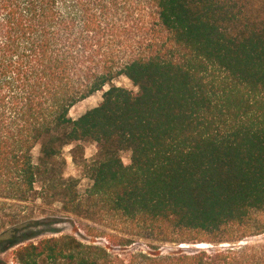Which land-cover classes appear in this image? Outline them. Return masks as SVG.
Segmentation results:
<instances>
[{"label":"trees","instance_id":"trees-1","mask_svg":"<svg viewBox=\"0 0 264 264\" xmlns=\"http://www.w3.org/2000/svg\"><path fill=\"white\" fill-rule=\"evenodd\" d=\"M36 200L113 246L209 248L121 259ZM0 264H264V0H0Z\"/></svg>","mask_w":264,"mask_h":264},{"label":"rangeland","instance_id":"rangeland-1","mask_svg":"<svg viewBox=\"0 0 264 264\" xmlns=\"http://www.w3.org/2000/svg\"><path fill=\"white\" fill-rule=\"evenodd\" d=\"M116 86L123 87L127 90H131L136 92L137 89L132 86V84L125 78H120L115 82ZM102 92H97L88 99L80 102L76 106H74L69 113V116L72 119H76L83 115L89 109H92L98 105L101 101ZM84 159L89 161L91 160L96 153V145L94 143H84ZM33 156L36 159L38 156V150L35 149L33 152ZM129 154L124 152L121 154V159L124 165L129 164ZM63 157L66 161L63 175L65 178L72 177L77 180V188L79 192H83L89 185L90 181L88 180L85 171L83 168L75 164L70 157V147H67L63 150ZM39 185H36L38 187ZM27 214L29 217H33L37 220H45L50 224L51 228L55 230V236L60 235H72L77 240H79L83 244H93L96 246L103 247L107 249L108 253L113 256H118L121 259H128L132 254L142 252L144 254H154L156 251L162 254L176 252L177 250L183 252H190L197 250L195 245L191 243H184L179 245H170V244H157L152 243L151 241L145 239L134 238L132 241L134 242L130 246H113L108 242L107 234L117 235L111 231L104 229L103 227H98L95 225H91L90 223H81L75 217L65 214L61 211L60 205L55 203L54 205H44L40 200H36L35 202L29 203L26 207ZM94 228L95 230H103L105 232L104 237H95L94 234L88 233L87 230L90 228ZM47 236H51L50 234ZM151 244L156 246L157 250L155 251L151 247ZM180 245L187 246L186 248H181ZM209 246V245H208ZM209 248V247H208ZM7 258L9 256H6Z\"/></svg>","mask_w":264,"mask_h":264},{"label":"bare ground","instance_id":"bare-ground-1","mask_svg":"<svg viewBox=\"0 0 264 264\" xmlns=\"http://www.w3.org/2000/svg\"><path fill=\"white\" fill-rule=\"evenodd\" d=\"M180 247H181V248H186L187 246H185V245H180ZM195 247H196L197 249H206V248H208L209 246H208V245H205V244H197V245H195Z\"/></svg>","mask_w":264,"mask_h":264}]
</instances>
